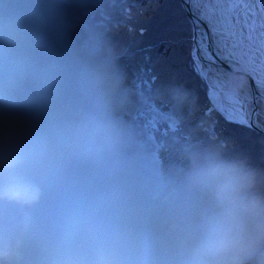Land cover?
<instances>
[{
  "label": "clouds",
  "instance_id": "9594fccd",
  "mask_svg": "<svg viewBox=\"0 0 264 264\" xmlns=\"http://www.w3.org/2000/svg\"><path fill=\"white\" fill-rule=\"evenodd\" d=\"M131 6L0 0V264H264V167L129 82Z\"/></svg>",
  "mask_w": 264,
  "mask_h": 264
},
{
  "label": "trees",
  "instance_id": "16d2710c",
  "mask_svg": "<svg viewBox=\"0 0 264 264\" xmlns=\"http://www.w3.org/2000/svg\"><path fill=\"white\" fill-rule=\"evenodd\" d=\"M131 4L134 18L115 36L129 53L122 61L129 82L137 89L172 80L183 83L197 95L200 123L214 127L264 167V134L227 119L214 107L209 86L191 56V24L181 1L131 0Z\"/></svg>",
  "mask_w": 264,
  "mask_h": 264
},
{
  "label": "water",
  "instance_id": "95a60500",
  "mask_svg": "<svg viewBox=\"0 0 264 264\" xmlns=\"http://www.w3.org/2000/svg\"><path fill=\"white\" fill-rule=\"evenodd\" d=\"M181 2L192 26V57L195 46L194 35L203 36L207 45L206 53H196L197 66L201 69V65L207 67L211 63L216 66L219 75L230 80L231 87L228 89L238 96L240 109L244 113L245 122L242 124L264 134V84L251 71L243 52L235 42L233 30L212 25L202 10L201 0H181ZM234 26L236 27V23ZM214 75L217 74L214 72ZM248 92L253 100L251 108L245 101ZM248 102L251 103V97Z\"/></svg>",
  "mask_w": 264,
  "mask_h": 264
},
{
  "label": "bare ground",
  "instance_id": "6f19581e",
  "mask_svg": "<svg viewBox=\"0 0 264 264\" xmlns=\"http://www.w3.org/2000/svg\"><path fill=\"white\" fill-rule=\"evenodd\" d=\"M201 5L212 25L233 30L235 42L251 71L264 84V11L259 0H201ZM201 68L208 72L212 80H219L227 88L231 87L230 80L219 75L213 64L207 67L203 64ZM249 95L250 92L245 101L251 108L253 100ZM250 97L251 103L248 102Z\"/></svg>",
  "mask_w": 264,
  "mask_h": 264
},
{
  "label": "snow or ice",
  "instance_id": "6c2138e0",
  "mask_svg": "<svg viewBox=\"0 0 264 264\" xmlns=\"http://www.w3.org/2000/svg\"><path fill=\"white\" fill-rule=\"evenodd\" d=\"M195 46L193 48V58L194 61L198 62V57L196 56L197 52L202 54L206 53V42L204 41L203 36H195L193 37ZM202 79H205L209 83L210 87V96L213 101L218 103H214V107L221 111L227 119H234L240 123H244V113L241 111L239 105L240 100L238 96L230 91L225 84L220 82L219 80H212L208 72L204 69H199Z\"/></svg>",
  "mask_w": 264,
  "mask_h": 264
},
{
  "label": "rangeland",
  "instance_id": "374dc122",
  "mask_svg": "<svg viewBox=\"0 0 264 264\" xmlns=\"http://www.w3.org/2000/svg\"><path fill=\"white\" fill-rule=\"evenodd\" d=\"M263 1H264V0H263ZM208 95L210 96V89H209V91H208ZM210 99H211V101H212L213 104H214V103H218V101L214 102L211 96H210ZM206 110H207V109H206Z\"/></svg>",
  "mask_w": 264,
  "mask_h": 264
}]
</instances>
